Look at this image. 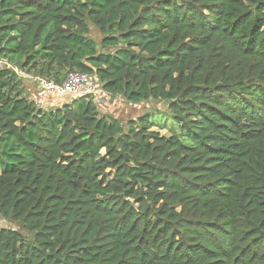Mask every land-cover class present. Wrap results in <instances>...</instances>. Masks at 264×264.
Listing matches in <instances>:
<instances>
[{
  "label": "trees",
  "instance_id": "1",
  "mask_svg": "<svg viewBox=\"0 0 264 264\" xmlns=\"http://www.w3.org/2000/svg\"><path fill=\"white\" fill-rule=\"evenodd\" d=\"M0 60V264H264V0H0Z\"/></svg>",
  "mask_w": 264,
  "mask_h": 264
},
{
  "label": "rangeland",
  "instance_id": "2",
  "mask_svg": "<svg viewBox=\"0 0 264 264\" xmlns=\"http://www.w3.org/2000/svg\"><path fill=\"white\" fill-rule=\"evenodd\" d=\"M91 37H93L97 42L100 40V35L94 30H91ZM27 89L30 91V93L34 96L30 99L36 100L35 102L42 104H48L47 106L51 107H58V105L61 107L62 104L68 103L69 100L72 99V97H53V96H44L39 95L41 93L38 92V87L35 83L32 82H24ZM102 103L97 102L98 111L100 115H109L111 117H114L118 119L123 125L130 119H134L141 115L144 111L150 110V111H156L160 113L165 112V107L163 105L157 104V103H144L137 107H132L131 105L124 102L122 99H114V100H108L107 98H104ZM56 104V106H54ZM46 105H44L45 108H47ZM161 135L167 136V133L165 131H160ZM0 228H16L15 225L7 222L6 220H3L0 218Z\"/></svg>",
  "mask_w": 264,
  "mask_h": 264
},
{
  "label": "built area",
  "instance_id": "3",
  "mask_svg": "<svg viewBox=\"0 0 264 264\" xmlns=\"http://www.w3.org/2000/svg\"><path fill=\"white\" fill-rule=\"evenodd\" d=\"M8 67L7 64L0 60V68ZM21 78L24 77L29 79L32 83H35L38 87L39 95L59 97H92L94 102L102 103L104 97L100 94L98 86L88 75L84 74H69L66 79L60 83L56 84L51 81L45 80L38 77H26L25 75H20Z\"/></svg>",
  "mask_w": 264,
  "mask_h": 264
},
{
  "label": "crops",
  "instance_id": "4",
  "mask_svg": "<svg viewBox=\"0 0 264 264\" xmlns=\"http://www.w3.org/2000/svg\"><path fill=\"white\" fill-rule=\"evenodd\" d=\"M32 97H34V96H32ZM54 106H56V104H54ZM59 106V105H58Z\"/></svg>",
  "mask_w": 264,
  "mask_h": 264
}]
</instances>
